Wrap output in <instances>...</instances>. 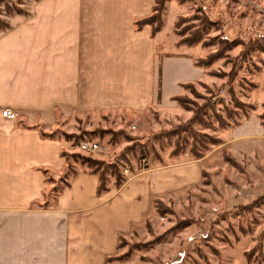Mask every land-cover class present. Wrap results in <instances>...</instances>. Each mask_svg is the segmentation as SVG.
Listing matches in <instances>:
<instances>
[{"label": "crops", "instance_id": "crops-1", "mask_svg": "<svg viewBox=\"0 0 264 264\" xmlns=\"http://www.w3.org/2000/svg\"><path fill=\"white\" fill-rule=\"evenodd\" d=\"M153 6L154 0H39L0 32V264H104L152 200L200 180L201 164L191 161L141 172L97 195L98 177L77 171L44 206L48 175L62 174V154L72 148L40 130L51 134L98 113L173 106L182 86L206 76L191 47L177 51L174 41L172 51L156 52L168 34L165 22L155 36L149 26L136 29ZM6 109L17 120L3 118ZM255 119L234 138L254 134Z\"/></svg>", "mask_w": 264, "mask_h": 264}, {"label": "rangeland", "instance_id": "rangeland-1", "mask_svg": "<svg viewBox=\"0 0 264 264\" xmlns=\"http://www.w3.org/2000/svg\"><path fill=\"white\" fill-rule=\"evenodd\" d=\"M37 1L6 0L21 14H6L2 2L0 19L9 26ZM168 2L174 3L169 9ZM167 3L161 21L168 34L156 42V52L172 51L174 41L182 51L188 48L182 40L198 36L191 48L196 61L208 63L202 67L206 76L182 86L180 103L173 106L59 124L54 137L66 139L72 149L64 153L68 166L62 174L48 175V190L58 191L74 171L88 172L94 162L105 186L114 187L118 175L126 181L147 170L198 161L200 180L152 200L142 220L118 236L104 264H264V53L244 57L245 44L264 39V0ZM251 115L257 131L234 138ZM191 119L196 121L188 131ZM81 141L98 143L100 151L82 153Z\"/></svg>", "mask_w": 264, "mask_h": 264}, {"label": "trees", "instance_id": "trees-1", "mask_svg": "<svg viewBox=\"0 0 264 264\" xmlns=\"http://www.w3.org/2000/svg\"><path fill=\"white\" fill-rule=\"evenodd\" d=\"M167 1H169V0H154V6L152 8L151 15L145 19L136 21V23H135L136 29H141V27H143V26H149L151 28V32H152L153 36H155L158 32H160V30L162 28L161 15L165 11V4L167 3ZM2 2H4V8L6 9L5 10L6 14H8V15L21 14V11L16 9V7L11 8V5L7 4L6 0H0V3H2ZM180 3H183V1ZM206 22H208V21H206ZM6 29H9V26L6 25L0 19V30H6ZM198 41H199L198 36H194L192 38L182 40L181 44L188 46V47H192V46L196 45ZM245 49L247 50V53L244 55V57H247L249 55V53L254 52V51H260V52L264 53V39L259 38L257 40H253V41L248 42V44H245ZM204 61L203 60L202 61H196L195 64H196V66H199V67H207L208 63H206ZM174 101H176L179 104L180 98L179 97L174 98ZM195 121H196L195 119H191V121L189 122V125H188V131H191L192 126L194 125ZM40 135L43 138L53 139L55 134H54V132H52L51 134H46L42 130H40ZM62 157L64 158V160L66 159V155L64 153L62 154ZM85 162H87L89 165L91 164V162L89 160H86ZM65 164H66V166H68V163L66 161H65ZM95 165H97V163L94 162V165L92 167H89L88 173L94 174L98 177V186H97V192L96 193H97V195H101V194L106 193L108 191V187L105 186L104 179H101L102 177H100L98 170L92 169L93 167H96ZM110 166H112V165H110ZM75 174H76V172L74 171L72 173L71 177H73ZM48 182H50V178L48 179ZM124 182L125 181L123 179H121V177L118 175L117 180H116V184L114 185V188L115 189L120 188L124 184ZM65 186H67V184ZM61 189H59L58 191H55L53 189L51 191L50 195H48L46 197L44 206H47L51 201L55 200V197L57 196V194L60 192Z\"/></svg>", "mask_w": 264, "mask_h": 264}, {"label": "built area", "instance_id": "built-area-1", "mask_svg": "<svg viewBox=\"0 0 264 264\" xmlns=\"http://www.w3.org/2000/svg\"><path fill=\"white\" fill-rule=\"evenodd\" d=\"M1 116L5 119L15 121L18 118V114L12 110L6 109L1 112ZM79 149L82 153L92 154L100 151V145L96 142L81 141L79 143Z\"/></svg>", "mask_w": 264, "mask_h": 264}]
</instances>
